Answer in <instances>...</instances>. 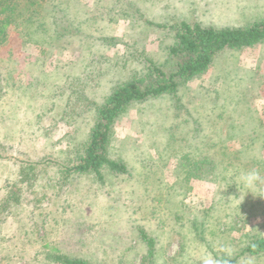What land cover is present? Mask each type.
Masks as SVG:
<instances>
[{"label": "rangeland", "instance_id": "obj_1", "mask_svg": "<svg viewBox=\"0 0 264 264\" xmlns=\"http://www.w3.org/2000/svg\"><path fill=\"white\" fill-rule=\"evenodd\" d=\"M15 12L0 46V264H59L57 252L195 264L193 254L221 245L234 250L231 264H264L242 255L264 238V196L242 200L234 183L242 169L264 171V44L224 51L177 98L133 104L109 149L126 174L67 170L119 86L148 61L173 72L170 27L244 28L264 18V0H38ZM199 155L208 161L196 170ZM141 231L154 239L152 259Z\"/></svg>", "mask_w": 264, "mask_h": 264}, {"label": "trees", "instance_id": "obj_2", "mask_svg": "<svg viewBox=\"0 0 264 264\" xmlns=\"http://www.w3.org/2000/svg\"><path fill=\"white\" fill-rule=\"evenodd\" d=\"M38 6V0H0V46L9 38L8 29L15 19L17 8L30 11ZM36 11V9L34 10ZM1 17V16H0ZM165 28V26H158ZM175 32V41L167 50L168 58L174 61V70L164 72L152 61H148L147 73L125 82L96 109L95 124L87 144L76 165L67 168L68 172L78 176H92L104 181V173L126 174L128 169L123 162L110 158L109 149L114 127L128 109L137 103L156 100L165 96L178 97L179 88L204 76L212 67L215 59L224 51H241L264 44V18L244 28L204 27L198 23L181 22L170 27ZM109 40V39H108ZM106 40V41H108ZM198 158V157H197ZM195 160V159H192ZM189 162L196 170L205 168L208 159L198 158ZM33 166V165H31ZM33 170V168H30ZM26 175L24 179H29ZM148 248L149 258L154 257L155 242L144 231L140 232ZM264 255V238L250 242L242 255ZM54 259L59 264H90L83 259H72L57 252Z\"/></svg>", "mask_w": 264, "mask_h": 264}, {"label": "clouds", "instance_id": "obj_3", "mask_svg": "<svg viewBox=\"0 0 264 264\" xmlns=\"http://www.w3.org/2000/svg\"><path fill=\"white\" fill-rule=\"evenodd\" d=\"M234 183L246 190L241 193L239 189L241 193L239 198L242 200L244 195L248 192L264 196V171L259 168L253 167L249 169H242L235 177ZM193 255L195 258V264H231L235 253L231 246L221 245L215 254L203 251Z\"/></svg>", "mask_w": 264, "mask_h": 264}]
</instances>
